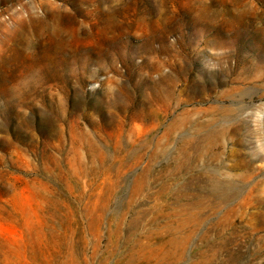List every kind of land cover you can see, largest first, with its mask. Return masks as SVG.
Segmentation results:
<instances>
[{"label": "rangeland", "instance_id": "obj_1", "mask_svg": "<svg viewBox=\"0 0 264 264\" xmlns=\"http://www.w3.org/2000/svg\"><path fill=\"white\" fill-rule=\"evenodd\" d=\"M0 264H264V0H0Z\"/></svg>", "mask_w": 264, "mask_h": 264}]
</instances>
